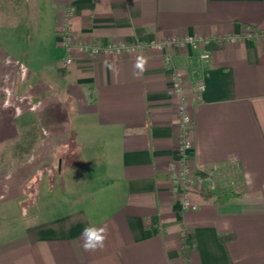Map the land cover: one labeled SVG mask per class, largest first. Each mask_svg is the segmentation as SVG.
Listing matches in <instances>:
<instances>
[{
  "label": "crops",
  "instance_id": "obj_1",
  "mask_svg": "<svg viewBox=\"0 0 264 264\" xmlns=\"http://www.w3.org/2000/svg\"><path fill=\"white\" fill-rule=\"evenodd\" d=\"M21 1L0 0V19ZM48 1L46 36L28 21L43 34L41 62L29 45L0 43V78L28 93L0 99V264H264V0ZM188 35L208 43L171 46L173 65L148 47ZM182 105L197 191L177 192L171 178ZM53 156L59 174L35 160ZM225 187L243 194L208 195ZM89 225L108 230L102 250L81 247Z\"/></svg>",
  "mask_w": 264,
  "mask_h": 264
},
{
  "label": "rangeland",
  "instance_id": "obj_2",
  "mask_svg": "<svg viewBox=\"0 0 264 264\" xmlns=\"http://www.w3.org/2000/svg\"><path fill=\"white\" fill-rule=\"evenodd\" d=\"M23 3H25V4H23ZM49 4H50V1H48V0H27L25 2L23 0V1H21V4L17 9V12H11V11L9 12L6 10L5 14H3V16H2V19H0L1 23L3 22L0 26L1 31H3L2 36H0V43L4 44L5 47L6 46H12V44H13V46L15 48L17 47V45L19 43L22 44L21 47H23V46L26 47V45L27 46L29 45V47L34 48L35 58H36V55L38 57V59L33 60V63L37 64V63L41 62L40 53H38V52H41L42 48H41L40 44L37 43V40L35 38L40 36V35L43 36V34H44V36H46V33H47L46 31H47V26H48L47 22L50 20ZM33 18H35V19H37L43 23L41 30L39 29V31H43V34L36 35V36L32 37L33 29L30 27V24L28 23V21H30V19H33ZM34 30L36 31V29H34ZM41 36H40V38H41ZM31 39L34 41V45H32V46L30 45ZM26 50H27V48H26ZM11 53H13V52H11ZM43 54H44V52H43ZM20 61L23 62L22 60H20ZM7 63H8V61L5 62L3 59H1L0 60V68H2L3 66H6ZM9 63H14V59L11 58ZM25 67H26V64H25ZM17 68H18L19 75L17 76L18 79H15L14 82L16 84H20L18 80H22V81L26 82L27 76L24 74L23 75L20 74V72L22 73V69H20L22 67L18 66ZM10 78H11V76H10L9 72L5 75V77L0 78V99L1 100H3L4 98H6V100H7L9 98V96H11V99H12L14 96L19 98L22 95L25 96L26 94H28L27 91L25 92V90H19L18 91V87L15 85H12V83L9 82ZM66 151H68V150H66ZM79 152L80 151L77 149V155L75 156V159L85 158L88 160V157H86V156L82 157L81 155H78ZM22 158L25 159V156H22ZM40 159L35 158L36 162L40 161V162H37L38 166L40 165L42 167V166L47 165L48 167H51L52 169H54V172H56L58 174H59V171L62 170V167L64 165H66V166L71 165L74 162L73 156H70L67 154H65V156L63 157V159L65 161L64 165L63 164L60 165L59 160H57L58 157H56V156L51 157L52 160H50V162H48V158H46V159L43 158L41 160ZM36 162H34V163L37 164ZM56 163H57V165H56ZM82 164H84V162H82ZM35 167H36V165H35ZM67 169H68V167H67ZM80 171L81 170L79 169V173L81 175H83V177H84V173L80 172ZM54 172H52V174H54ZM57 177H59V175ZM65 180L69 181V178L65 177ZM82 182H85L87 184L92 183V181L89 182V180L87 178H85L84 181H82ZM202 184L203 183H201V182L191 184V188H189V190H192V191L201 190L203 187ZM29 198H31V197L29 196Z\"/></svg>",
  "mask_w": 264,
  "mask_h": 264
},
{
  "label": "built area",
  "instance_id": "obj_3",
  "mask_svg": "<svg viewBox=\"0 0 264 264\" xmlns=\"http://www.w3.org/2000/svg\"><path fill=\"white\" fill-rule=\"evenodd\" d=\"M65 32V43L68 44L70 40V33L69 29L67 27L64 28ZM208 43L207 39L204 38H199L196 36H185L183 38H172L169 40H165L162 42H154L150 43L148 45L149 48L153 50H157L163 55H165V58L167 62L170 65L172 64V57L170 54H168L166 51L171 47V46H198V45H205ZM141 47V45H138ZM124 47H117L116 50L120 51ZM79 49L82 52H88L89 54H98L101 52V47L98 45H84L81 44L79 45ZM201 58L203 60H207L210 58L209 52H205L201 55ZM72 57L69 56L66 59L67 63H70L72 61ZM173 85L176 89L177 92H182L183 89V78L181 75L175 73L173 76ZM206 85L204 82H198L197 85L195 86V90L197 93H202L205 91ZM194 119L190 113H188L184 106H181L180 110V128H181V134H180V143H179V157H180V164L177 165H172L171 166V178L174 184V188L177 192L179 191H186L191 188V184L199 183L201 182V179L194 171L190 165V159L192 157V152H193V141L190 138V133L192 129ZM182 206L184 209L191 208L193 210L197 209V206L192 205L191 202L187 198H183L182 200Z\"/></svg>",
  "mask_w": 264,
  "mask_h": 264
},
{
  "label": "clouds",
  "instance_id": "obj_4",
  "mask_svg": "<svg viewBox=\"0 0 264 264\" xmlns=\"http://www.w3.org/2000/svg\"><path fill=\"white\" fill-rule=\"evenodd\" d=\"M146 63L144 58L138 59L136 68H141ZM108 237V230L105 227H97L89 225L85 227L81 233L80 239L82 240L81 247L86 252H96L105 247V242Z\"/></svg>",
  "mask_w": 264,
  "mask_h": 264
},
{
  "label": "trees",
  "instance_id": "obj_5",
  "mask_svg": "<svg viewBox=\"0 0 264 264\" xmlns=\"http://www.w3.org/2000/svg\"><path fill=\"white\" fill-rule=\"evenodd\" d=\"M243 193L232 187H225L221 189H215L208 192L209 196H215L217 201L221 204L228 202L230 199L240 197ZM228 237H222V241L226 242ZM182 257L188 259L189 253L187 247L182 250Z\"/></svg>",
  "mask_w": 264,
  "mask_h": 264
}]
</instances>
